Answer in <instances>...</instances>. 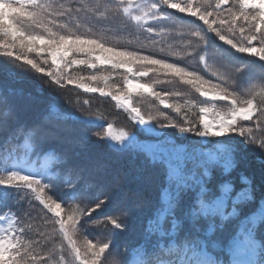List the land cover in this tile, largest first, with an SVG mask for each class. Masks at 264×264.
<instances>
[{
	"label": "snow or ice",
	"instance_id": "obj_1",
	"mask_svg": "<svg viewBox=\"0 0 264 264\" xmlns=\"http://www.w3.org/2000/svg\"><path fill=\"white\" fill-rule=\"evenodd\" d=\"M0 57V264H264V0H0Z\"/></svg>",
	"mask_w": 264,
	"mask_h": 264
},
{
	"label": "trees",
	"instance_id": "obj_2",
	"mask_svg": "<svg viewBox=\"0 0 264 264\" xmlns=\"http://www.w3.org/2000/svg\"><path fill=\"white\" fill-rule=\"evenodd\" d=\"M168 11L171 15H175V16H178L179 18L183 19L185 23L196 24L197 26H199V24H200V22L196 21L195 18L185 17V16H183V14L175 13L172 10H168ZM209 36H210L211 45L224 49L226 54L230 58H233L235 60L248 59L245 57L244 54L238 53L235 50L230 49L222 41H219L217 38H215L214 35L209 34ZM3 63H4V58L0 57V65H3ZM160 87L171 88V87H181V86H179V85H162V86H157V90H159ZM134 103H136L138 106H140L143 112H151V111L155 110L153 98L148 97L147 94H144L142 96H137L135 98ZM155 103H158V102H155ZM160 107H163V106H160ZM101 111L108 113V112H119L120 110L119 109H113L112 105H110V104H104L101 106ZM165 111H168V110L165 109ZM209 116L211 117V113H209ZM111 122H113V124H114V128H113L114 131L127 130L128 121L125 119V116L123 114L120 115L119 117L113 116L111 118ZM102 124H103V122H98L97 127H100ZM169 131H174V130H169ZM137 134L141 137H143V135H144L142 132H138Z\"/></svg>",
	"mask_w": 264,
	"mask_h": 264
},
{
	"label": "rangeland",
	"instance_id": "obj_3",
	"mask_svg": "<svg viewBox=\"0 0 264 264\" xmlns=\"http://www.w3.org/2000/svg\"><path fill=\"white\" fill-rule=\"evenodd\" d=\"M208 118H209V119H211V117H210V116H209Z\"/></svg>",
	"mask_w": 264,
	"mask_h": 264
}]
</instances>
